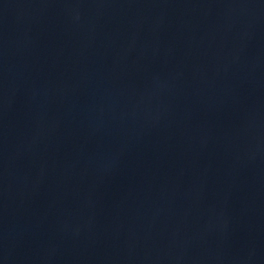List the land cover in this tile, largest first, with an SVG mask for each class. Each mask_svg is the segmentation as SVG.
Wrapping results in <instances>:
<instances>
[{
	"label": "water",
	"instance_id": "obj_1",
	"mask_svg": "<svg viewBox=\"0 0 264 264\" xmlns=\"http://www.w3.org/2000/svg\"><path fill=\"white\" fill-rule=\"evenodd\" d=\"M0 264H264V0H0Z\"/></svg>",
	"mask_w": 264,
	"mask_h": 264
}]
</instances>
